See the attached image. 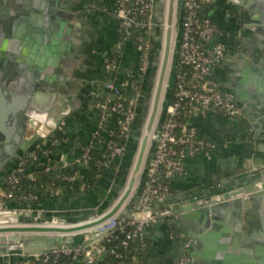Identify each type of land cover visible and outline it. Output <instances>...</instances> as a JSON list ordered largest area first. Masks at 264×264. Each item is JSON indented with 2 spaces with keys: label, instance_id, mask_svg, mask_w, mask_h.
I'll use <instances>...</instances> for the list:
<instances>
[{
  "label": "water",
  "instance_id": "obj_1",
  "mask_svg": "<svg viewBox=\"0 0 264 264\" xmlns=\"http://www.w3.org/2000/svg\"><path fill=\"white\" fill-rule=\"evenodd\" d=\"M16 1H22L23 4L17 6L15 12L26 13V16L14 25L9 21L12 13L11 0H0V44L3 55L0 66L2 188L6 184L7 176L12 171H17L19 164L23 160L25 163L32 152L38 150V145L43 139L49 144L50 131L60 122L50 120L47 112L58 92L71 91L70 88L63 87L64 83L71 79L76 85L80 84L81 81L77 77L81 75L76 72L74 64L84 63L86 56L85 30L72 26L78 0ZM230 1L231 14L228 22L232 21L234 27L242 26L244 30L255 31L264 41V0ZM181 21L182 8L177 0H168L161 56L159 57V53L154 54V47L151 46L148 48V65L141 70L136 61L135 70L129 73L125 87H122L121 81H111L120 92L135 99L134 115L127 130L117 174L112 166L107 168L109 173L104 171L96 183L86 191V194H93L90 202L75 200L69 204L52 206L43 203L41 199L35 202L7 200L5 207L0 208V264L19 259L27 260L62 244L70 247H76L78 244L87 246L103 233L92 229L91 237L85 239L82 230L91 228L114 214L117 219H121L132 209L139 208L138 202L145 186L154 142L151 135L150 143L146 147L147 133L151 129L154 133L157 122L164 119L166 108L174 93ZM10 34L16 36L13 40L14 48L5 46L8 40L9 44L12 42L7 38ZM128 41L132 43L131 39ZM253 41L255 46L264 51V43H259L256 36ZM11 56L12 59L8 62V57ZM217 88L230 94L233 101L242 107L241 116H230L233 122L242 126L240 138L245 140L246 133L249 138L252 137L254 125L247 122L245 112L253 101L246 96L244 89L225 86ZM106 90V93L110 91L108 87ZM259 113L257 120L264 119V106ZM145 119V133L141 136ZM52 124V128L49 127L46 131V126ZM255 146L256 150H243L233 169L213 183L217 190L212 196L197 198V194L189 195L173 210L178 214L176 218H158L149 223H160L163 229L156 242L160 254L158 261L164 264L178 263L184 251V244L193 237L196 242L190 243L189 260L186 264H190L193 254L199 253L196 248L204 241L203 251L199 254V264H217L211 262L212 252H207L205 248L212 228L225 222L223 215L239 214L241 208L248 207L251 201H255L256 206L264 209V147L258 143ZM134 153L136 158L133 172H139L138 178L136 180V175L130 176L126 187L121 191L125 182L121 171L124 164L132 160ZM47 156H52L51 152H48ZM43 161L46 163L45 157ZM111 174L113 181L107 189L101 188L102 181ZM96 192L98 196L94 195ZM64 197L68 198L67 195ZM192 223L197 226L196 231L191 230ZM209 227L210 229L205 231ZM191 248L196 250L191 253Z\"/></svg>",
  "mask_w": 264,
  "mask_h": 264
},
{
  "label": "crops",
  "instance_id": "obj_2",
  "mask_svg": "<svg viewBox=\"0 0 264 264\" xmlns=\"http://www.w3.org/2000/svg\"><path fill=\"white\" fill-rule=\"evenodd\" d=\"M11 3L12 13L9 21L15 25V22H20L26 13L15 12L17 6L23 4L22 1L11 0ZM84 3L85 0L76 3V17L72 18L73 27L79 26L85 30L86 56H84L85 59L83 58L84 63L76 64L75 62L74 64V67L77 68L76 72L81 75V77H77L81 82L76 85L70 79L64 83L63 87L70 88L71 91L58 92V96L53 99L52 106L47 112L50 120L60 122L56 128L50 131L49 144H54L51 152L55 163L54 168L73 165L74 175L77 177H82L87 171L86 163L82 157L84 148L89 144L96 148H103L107 139V130L117 124V116L114 113L102 116L99 95L106 94V82L121 81L122 87H125L129 73L133 69L135 70L136 63L134 43L132 41L131 45L130 41L121 39L114 12L107 8L99 9L93 15V21L90 20L88 23L90 30L87 31L83 20L88 15V9ZM162 6L163 21L167 11L166 0H162ZM230 8V0H215L214 3L205 7L217 28L211 42L224 45L223 55L218 63L211 68L208 78L216 87L244 89L246 96L253 101L245 112V116L247 122L254 125V135L252 134V137L249 138L246 133L245 140L241 139L239 133L242 126L233 122L232 117H225L215 109H204L192 113L189 117L190 124L196 128L200 135L210 139L215 147L209 156L197 152L184 158L182 171L175 174L171 180L174 191L160 202L172 211L178 208L189 195L212 196L217 190V186L213 183L233 169L235 161L240 158L239 154L241 155L243 150H256L257 143L264 147V119L257 120L261 107L264 106V51L255 46L253 39L256 36L261 44L264 41L261 35L255 31L244 30L242 26L234 27L235 24L232 21L228 22L231 14ZM60 18L63 20L62 15ZM155 22L151 28H154ZM15 28L14 35L16 34ZM160 40L162 41V31ZM112 62L116 63L115 68L108 66ZM100 121H103L104 126L99 129ZM52 126L53 124L46 126V131ZM97 129L99 130L96 131ZM46 146H48L46 139H43L42 143L38 145V149ZM47 153L45 151L40 156V162H44V157L48 161ZM119 158H116L110 165L115 168L116 174L120 165ZM133 165L134 162L129 170L127 181L133 174ZM107 168L105 171L109 173ZM112 175L102 181L101 188L107 189L109 183L113 181ZM127 181L124 183L123 189L126 187ZM0 182H2L1 176ZM105 185L106 187H104ZM94 195L98 196V193L96 192ZM64 196L56 190L52 195L39 199L52 206L69 204L75 200L90 202L93 199V194H86V192L76 197L65 198ZM177 215L173 211L172 219ZM223 219L225 222L213 227L209 233L210 237L208 236L206 241L208 243L206 251L212 252L211 262L217 264H264V209L256 206L255 201H251L248 207L241 208L239 214L229 213L227 216L224 214ZM17 224L24 223H15V225ZM192 225L191 230L196 231L197 226H194L193 223ZM209 229L210 227L205 231ZM162 231L161 224L157 222L156 224L148 223L144 227L145 255L148 262L156 263L158 261L160 254L156 242ZM190 239L196 242L193 237ZM204 242L196 248L199 253L193 254L190 264L200 263L201 256L199 254L203 251ZM196 249L191 248V253Z\"/></svg>",
  "mask_w": 264,
  "mask_h": 264
},
{
  "label": "built area",
  "instance_id": "obj_3",
  "mask_svg": "<svg viewBox=\"0 0 264 264\" xmlns=\"http://www.w3.org/2000/svg\"><path fill=\"white\" fill-rule=\"evenodd\" d=\"M214 2L215 0H177L179 7L182 8V21L174 93L171 103L166 108L164 119L155 125V132L152 134L154 142L145 186L138 202L139 208L132 209L128 214L131 227L122 240L123 245H126L130 239H140L145 244L143 231L148 223L158 218L170 220L173 218V211L160 205V202L164 200L169 192L168 185L158 181L157 178L161 163L166 162L169 166V173L175 175L182 171L185 157L197 152L209 156L215 147L214 143L207 137H195L196 128L189 121L180 123L177 119L178 115H185L188 111H191L192 114L204 109H215L228 116L242 115V107L233 101L231 95L219 90L208 78L211 68L218 63L224 50L223 44L211 42L217 28L212 16L205 10V7ZM154 4V0H116V16L120 37L123 41L132 39L138 48L142 50L141 70L145 69L149 62L150 37L148 34L150 35L154 23ZM137 27L142 28L147 36L139 33L132 38L133 29ZM179 64L186 69L178 70ZM108 66L115 68L116 63H109ZM105 85L110 91L106 93L107 96L103 101L99 102L102 116L104 117L108 113L117 114V125H119L118 132L111 131L114 137L107 143L106 151L102 154V157L97 160L98 166L107 168L111 165L112 158L117 155L120 156L123 152L125 142L121 143L120 139L123 136L126 138L127 130L134 115L135 99L129 97L128 104L124 105L122 101L114 99L120 98L123 93L112 82H106ZM103 126V121H100L99 129ZM89 150V146L84 148L83 159L88 156ZM31 158L37 159L36 152L31 154ZM24 161L19 164L18 170L21 169ZM14 172L12 171L6 179V184L10 188L7 190L0 189V208L5 207L7 199H15L13 189L18 182V175ZM28 197L33 198L36 195L29 194ZM200 197L199 195L197 198ZM118 221L119 219L114 214L97 225L82 230L81 233L84 234L85 239L91 237L90 232L92 229L106 235L114 229ZM99 238L93 240L87 246L78 244L76 247H70L67 244H62L48 252L71 254L72 257H76L77 254L82 252L89 264L95 258L94 249H96V242ZM191 241L189 239L184 244V251L176 264H186L189 260ZM40 254L35 255L33 258ZM140 264L164 263L147 261Z\"/></svg>",
  "mask_w": 264,
  "mask_h": 264
},
{
  "label": "trees",
  "instance_id": "obj_4",
  "mask_svg": "<svg viewBox=\"0 0 264 264\" xmlns=\"http://www.w3.org/2000/svg\"><path fill=\"white\" fill-rule=\"evenodd\" d=\"M142 33L147 36L142 28L133 29L132 38L136 34ZM150 37V35L148 34ZM151 45L157 49V41L150 39ZM181 64L178 65V70L184 69ZM186 69V68H185ZM107 94L99 95V101L103 99ZM120 100L124 105L129 102V96L123 93L120 98H114ZM191 111H188L185 115L179 114L177 119L180 123L189 121ZM115 114V113H114ZM117 116V114H115ZM119 131V125L116 124L113 128L107 130L106 141L103 148H96L89 144L90 147L87 157H84V161L87 166V171L82 177L74 175L73 165H66L54 168V158L50 156L46 163L40 162L39 158L46 152H52L54 144L50 143L48 146L36 151L37 159L27 158V161L22 165L21 169L14 173L18 175V182L13 189V197L19 201L35 202L41 197L52 195L56 190L60 191L63 195L68 197H76L86 192L92 187L100 176L104 173L106 167L98 166L97 160L102 157V154L106 151L107 143L113 139L114 135L111 133ZM200 133L196 130L195 137H200ZM120 142H125L124 136L120 139ZM44 151V152H43ZM119 155L115 156L111 160V165ZM129 161L124 164V168L121 173H124L128 166ZM174 175L169 173V166L166 162L161 163L158 172V181L164 182L168 185V194L174 191L171 184V180ZM8 184L4 186L7 190ZM29 194L36 195V197H28ZM8 201L12 199H7ZM162 205V204H160ZM163 206V205H162ZM130 217L125 215L116 223L114 229L108 234L101 236L96 242L95 258L89 264H140L147 262L145 255V244L140 239H130L126 245L122 244V240L125 238V234L131 227L129 223ZM88 264L86 262L84 254L81 252L72 257L71 254L64 253H42L35 258L27 260H15L8 264Z\"/></svg>",
  "mask_w": 264,
  "mask_h": 264
},
{
  "label": "flooded vegetation",
  "instance_id": "obj_5",
  "mask_svg": "<svg viewBox=\"0 0 264 264\" xmlns=\"http://www.w3.org/2000/svg\"><path fill=\"white\" fill-rule=\"evenodd\" d=\"M80 1L81 0H78L77 2H80ZM84 4H85L86 9H88L87 10L88 15L85 16V20H83V21H85L84 27H85V29H87V31L90 30V28H89L90 24H88V23L90 22V20L93 21V15H95V12L97 13L99 9H106V8L111 9L114 12V16H115L116 22L118 24V18L116 16V0H85ZM86 19H87V21H86ZM15 37L16 36H14L12 34L8 35L7 38L10 39L12 42H10V44H9L8 43L9 40H8L7 43L5 44V46L10 45V48H14L15 42L13 40ZM133 43H134V46L136 49V56H135L136 61L140 64L141 63L142 50L140 48H138V46L135 44L134 41H133ZM1 52H2V46L0 44V66L2 65V61H3V55H1ZM223 52H224V50H223ZM9 53H11V51ZM11 59H12V56L8 57V62H10Z\"/></svg>",
  "mask_w": 264,
  "mask_h": 264
},
{
  "label": "rangeland",
  "instance_id": "obj_6",
  "mask_svg": "<svg viewBox=\"0 0 264 264\" xmlns=\"http://www.w3.org/2000/svg\"><path fill=\"white\" fill-rule=\"evenodd\" d=\"M155 4H154V18H156V22L154 24V28H151L150 30V39H153L155 41H157L158 47L157 49L154 48V54H158L159 50H160V37H161V31H162V10H163V6H162V0H154ZM151 43L149 45V47H151ZM153 47V46H152ZM120 157V156H119ZM128 169V166L126 168V170L124 171L123 176L126 174Z\"/></svg>",
  "mask_w": 264,
  "mask_h": 264
},
{
  "label": "bare ground",
  "instance_id": "obj_7",
  "mask_svg": "<svg viewBox=\"0 0 264 264\" xmlns=\"http://www.w3.org/2000/svg\"><path fill=\"white\" fill-rule=\"evenodd\" d=\"M166 3H167V7H168V0H166ZM166 13H167V11H166ZM166 13H165V18L163 19V21H162V41H161V46H160V50H159V57L161 56V54H162V48H163V42H164V35H165V28H166ZM173 34H174V27H172V36H173ZM166 76H167V73H166ZM164 80L166 81V77L164 78ZM165 83V82H164ZM147 119V118H146ZM146 119H145V121H144V123H143V127H142V131H141V136H143V134L145 133V123H146ZM152 129L147 133V135H148V139L149 140H147V142H146V147L149 145V143H150V138H151V135H152ZM140 136V137H141ZM137 153V152H136ZM136 153H134V155H133V157H132V160L128 163V169H127V172H126V174L124 175V177H125V182L124 183H126V181H127V176H128V174H129V170H130V168H131V165H132V163L134 162V160H135V158H136ZM137 173H134L133 172V174H132V176L133 175H136ZM138 178V177H137ZM122 189H123V187H122ZM122 189H121V191H122Z\"/></svg>",
  "mask_w": 264,
  "mask_h": 264
}]
</instances>
